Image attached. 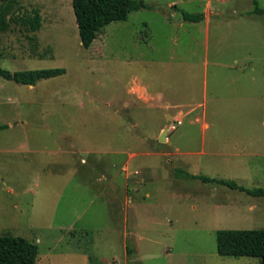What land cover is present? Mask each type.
Wrapping results in <instances>:
<instances>
[{"label":"rangeland","instance_id":"rangeland-1","mask_svg":"<svg viewBox=\"0 0 264 264\" xmlns=\"http://www.w3.org/2000/svg\"><path fill=\"white\" fill-rule=\"evenodd\" d=\"M145 1L86 48L73 0H0V66L66 68L0 75V235L38 243L37 264H262L217 234L264 229V197L200 176L264 188V13Z\"/></svg>","mask_w":264,"mask_h":264},{"label":"trees","instance_id":"trees-1","mask_svg":"<svg viewBox=\"0 0 264 264\" xmlns=\"http://www.w3.org/2000/svg\"><path fill=\"white\" fill-rule=\"evenodd\" d=\"M254 3L253 11L263 14L264 8L260 7L257 0H254ZM73 6L82 44L86 48L91 47L99 33L112 22L127 20L131 12L152 7L145 0H73ZM8 15L9 8H3L0 13V32L9 28ZM183 17L188 21L199 22L205 18V14L183 11ZM22 20L29 29L37 30L41 27V16L38 13ZM65 72L64 67L11 71L0 66L1 76L27 85H35L41 79L59 76ZM187 176L199 177L190 173ZM200 177L205 182L216 181L233 189L264 197L262 187L251 190L233 180ZM217 249L223 256L260 257L264 264V229H221L217 234ZM128 251L131 252V249L128 248ZM38 256V243L22 236L0 235V264H37Z\"/></svg>","mask_w":264,"mask_h":264},{"label":"water","instance_id":"water-1","mask_svg":"<svg viewBox=\"0 0 264 264\" xmlns=\"http://www.w3.org/2000/svg\"><path fill=\"white\" fill-rule=\"evenodd\" d=\"M166 138H167V135H166V132L165 131H163L162 133H161V135H160V141H165L166 140Z\"/></svg>","mask_w":264,"mask_h":264},{"label":"crops","instance_id":"crops-1","mask_svg":"<svg viewBox=\"0 0 264 264\" xmlns=\"http://www.w3.org/2000/svg\"><path fill=\"white\" fill-rule=\"evenodd\" d=\"M175 3H176V2H175ZM177 3H178V2H177ZM174 6H175V7H177V6H178V4H175Z\"/></svg>","mask_w":264,"mask_h":264}]
</instances>
